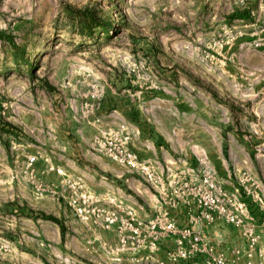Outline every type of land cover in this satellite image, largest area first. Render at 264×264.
Wrapping results in <instances>:
<instances>
[{
  "label": "rangeland",
  "instance_id": "obj_1",
  "mask_svg": "<svg viewBox=\"0 0 264 264\" xmlns=\"http://www.w3.org/2000/svg\"><path fill=\"white\" fill-rule=\"evenodd\" d=\"M122 126L159 170L207 167L263 215L264 0H0V264H113L53 194L67 180L39 191L22 165L39 154L151 214L154 186L97 146Z\"/></svg>",
  "mask_w": 264,
  "mask_h": 264
},
{
  "label": "built area",
  "instance_id": "obj_2",
  "mask_svg": "<svg viewBox=\"0 0 264 264\" xmlns=\"http://www.w3.org/2000/svg\"><path fill=\"white\" fill-rule=\"evenodd\" d=\"M125 126L98 138L97 146L112 161L137 172L157 190L156 209L144 215L135 206L109 196L99 199L81 181H70L60 166L39 154H30L22 165L26 179L46 191L50 174L67 182L53 194L64 200L98 242L113 264H264V214L257 216L246 202L219 184L204 167L185 173L159 170L131 145ZM50 177V181L53 179ZM252 193L251 178H244ZM219 221L239 230L245 245L230 251L220 247L219 232L209 226Z\"/></svg>",
  "mask_w": 264,
  "mask_h": 264
},
{
  "label": "trees",
  "instance_id": "obj_3",
  "mask_svg": "<svg viewBox=\"0 0 264 264\" xmlns=\"http://www.w3.org/2000/svg\"><path fill=\"white\" fill-rule=\"evenodd\" d=\"M51 87H53V86H51ZM43 215V218L44 219H50V220H52V221H54V222H57V223H59V218L58 217H56V216H53V215H47V214H42Z\"/></svg>",
  "mask_w": 264,
  "mask_h": 264
},
{
  "label": "bare ground",
  "instance_id": "obj_4",
  "mask_svg": "<svg viewBox=\"0 0 264 264\" xmlns=\"http://www.w3.org/2000/svg\"><path fill=\"white\" fill-rule=\"evenodd\" d=\"M62 171H63L64 173H66L64 169H62Z\"/></svg>",
  "mask_w": 264,
  "mask_h": 264
}]
</instances>
